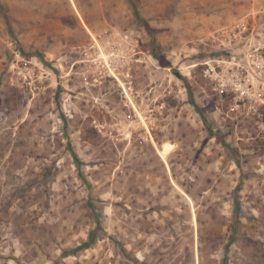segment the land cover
<instances>
[{"label":"rangeland","instance_id":"1","mask_svg":"<svg viewBox=\"0 0 264 264\" xmlns=\"http://www.w3.org/2000/svg\"><path fill=\"white\" fill-rule=\"evenodd\" d=\"M262 100L264 0H0V264H264Z\"/></svg>","mask_w":264,"mask_h":264},{"label":"built area","instance_id":"2","mask_svg":"<svg viewBox=\"0 0 264 264\" xmlns=\"http://www.w3.org/2000/svg\"><path fill=\"white\" fill-rule=\"evenodd\" d=\"M237 82H238L236 85L237 86V92L240 93V95H241L240 98H242V99L249 98V96H251V94H252V91L249 89V87L247 85L243 84L241 78H238ZM222 85L227 86V82H223ZM254 96L255 95L253 94V97ZM260 101H261V99H260ZM262 103L264 105L263 100H262Z\"/></svg>","mask_w":264,"mask_h":264},{"label":"trees","instance_id":"3","mask_svg":"<svg viewBox=\"0 0 264 264\" xmlns=\"http://www.w3.org/2000/svg\"><path fill=\"white\" fill-rule=\"evenodd\" d=\"M144 25L146 26L148 32H149L150 34H152V29H151L150 26L148 25V22H147V23L145 22ZM156 56H157L158 60L160 61V63L162 64V66H164V67H168V66H166V62L164 61L163 57L160 56L157 52H156ZM168 68H169V67H168ZM203 119H204V121L206 122V119L204 118V116H203Z\"/></svg>","mask_w":264,"mask_h":264}]
</instances>
